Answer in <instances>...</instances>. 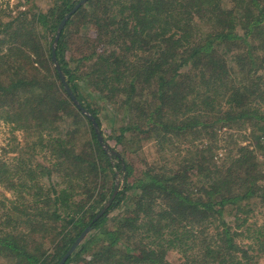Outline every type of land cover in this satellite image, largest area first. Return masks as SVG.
<instances>
[{
    "label": "trees",
    "instance_id": "trees-1",
    "mask_svg": "<svg viewBox=\"0 0 264 264\" xmlns=\"http://www.w3.org/2000/svg\"><path fill=\"white\" fill-rule=\"evenodd\" d=\"M80 1L0 19V73L10 71L0 123L30 147L41 140L40 151L0 159V180L20 169L36 176L22 182L19 200L30 202L15 205L19 218L0 224V254L60 264L87 229L62 264L94 241L85 264H261L264 222L250 220L264 204V0H87L75 9ZM137 51L148 55L135 60ZM90 88L127 107L117 132L104 112L107 133ZM237 122L250 124L256 148L235 144L232 155L227 145L219 164V135ZM180 139L192 142L184 154ZM146 146L153 160L139 158ZM26 154L40 156L35 167ZM243 232L248 243L234 238Z\"/></svg>",
    "mask_w": 264,
    "mask_h": 264
},
{
    "label": "rangeland",
    "instance_id": "rangeland-1",
    "mask_svg": "<svg viewBox=\"0 0 264 264\" xmlns=\"http://www.w3.org/2000/svg\"><path fill=\"white\" fill-rule=\"evenodd\" d=\"M54 5V0H0V19H1V23L2 22H7L9 20H12L19 12L20 9H31L34 11H38V10H42L43 12L48 11L52 6ZM11 30V29H10ZM1 35H4L1 34ZM73 39V41H76L77 39L74 37H71ZM72 41V40H71ZM5 46L0 45V51H2V49ZM72 51V49H71ZM148 53H144V52H140L137 51L136 55L134 57L135 60H139V59H143L145 56H147ZM20 61H22L23 63H25V68L28 69L29 71L30 66H29V60L28 57L24 56L20 58ZM15 63H19V58L18 56L16 57V61ZM1 68V67H0ZM2 69V68H1ZM9 73H4L1 72L0 73V79L1 77H7ZM90 91L93 92L92 94L97 95L98 91L94 88V91L92 88H90ZM101 98L98 99V95L95 96V98H97V100L95 101V107L100 110V116L103 119V125L107 130V133H110V125L108 123V121L106 120L105 116L107 117L110 112L109 117L112 118L111 122L113 123V125H115V131L117 132V129L119 127H121V125L123 124V121L121 119H123V112L125 109H127V107H122L120 103H117L116 105V110H115V104L113 101L111 100H107L104 99V97L102 95H100ZM121 99V98H120ZM116 103V102H115ZM114 108L113 111H116L114 114L112 112V109ZM104 112H107V114H104ZM117 112H121L122 114H117ZM105 115V116H103ZM242 122H237L236 125L231 126V129L229 130V132L224 133V131L227 130V127L225 126L224 128H222L223 130L221 131V135H219V140L217 142V148H214V153H215V157L214 160L217 161V163L219 162L222 163V161L224 160L226 162L227 159H225V153L228 150V146L232 149V155H234L235 153H237V148L235 147V144H241V145H248L251 149L256 148V139L254 138V135L251 134L252 133V128H250L251 126H249L250 124H245L246 128H240ZM231 133V134H230ZM260 133H262L260 131ZM202 139H206V138H202ZM193 142L195 141H200V139H196L193 140ZM19 142H22V145H19ZM33 142V141H32ZM41 143L40 141H37L34 146L31 145L28 146L25 142V139L23 137V133L19 132V131H13V129L11 128L10 124H6L4 122L0 123V159H3L4 161H13L14 159H12L15 155H19V151L20 150H24L26 148H24V146H28L31 151H40V146L39 144ZM110 144L114 145L115 142L114 140H110L109 142ZM145 143V142H144ZM143 143V144H144ZM192 142L190 140H185V139H180V142L178 144V148L182 150H184L185 147H188L189 145H191ZM149 145V147L152 145V142H148L147 146ZM145 147V149L139 150L138 156L141 159H145L147 158V160H153L156 155L157 152L154 148L149 149V147ZM135 147H137L136 145H132L130 148L134 149ZM122 150V152H124L128 158V160L130 162L135 160V156H132V151L135 150H131V149H124L120 148ZM185 150L183 151L184 154ZM24 157L26 159H30V161L28 160L29 164L28 165H33L35 167L34 164L35 163V159L38 160L37 156L36 158H33L32 156L30 157L28 154L24 155ZM48 157L45 159L47 160ZM218 159V160H217ZM16 163V161H14V164ZM20 173L19 174H14L15 172H13V174L11 173H5V174H1L2 175V180H0V224L3 226V229H6L9 225L6 223L11 219V224L13 223V220H17L19 218V214H18V210H17V206H22L21 204H28L29 198L28 200H24L22 199L19 200V197L21 195H24V191L25 188L22 187V182L23 180H27L32 182L34 180L33 177L34 174H31L29 171L24 170V169H20L19 170ZM18 171V172H19ZM36 173V172H34ZM17 181V182H16ZM120 182L123 183V180H121ZM129 202V200H128ZM15 205H17L15 207ZM261 208H258L255 211V216H251V220L250 221H258L260 224L262 222H264V204L261 205ZM128 214V213H127ZM123 214H121V211H115L112 213V215L109 217V219L107 220L105 226L108 227H113L115 225V222L113 221L114 219H117L118 217L122 216ZM253 215V214H251ZM234 216H230L229 213H226V218L227 220H232ZM16 222V221H15ZM5 225V226H4ZM234 229H232L233 231ZM241 232V230L239 231V233ZM234 238L239 241V242H244V243H248V239L246 237L245 232H243V235H234ZM48 241L51 239V236L48 235L46 238ZM48 241H46V243H48ZM91 244V242L89 243V245ZM100 245V242L97 243L96 241H94L92 243V247L91 250L89 248V250L86 251H82L81 255L78 257H74L71 264H85V259H89L90 257V253L93 250L97 249V246ZM180 254L176 253L175 251H170L168 254V259L170 260H174L177 257H179ZM261 264H264V258H260L259 259ZM0 264H10L8 262V260H6V258L3 257L2 254H0Z\"/></svg>",
    "mask_w": 264,
    "mask_h": 264
},
{
    "label": "water",
    "instance_id": "water-1",
    "mask_svg": "<svg viewBox=\"0 0 264 264\" xmlns=\"http://www.w3.org/2000/svg\"><path fill=\"white\" fill-rule=\"evenodd\" d=\"M87 0H81L75 7V9H77L79 6L83 5L86 3ZM74 9V10H75ZM70 14H67L66 17L63 19V21L61 22L60 24V27H59V30H58V33H57V36H56V40H55V44L57 43L60 35H61V31L63 29V26L64 24L66 23L67 19L69 18ZM55 59V58H54ZM56 60V59H55ZM60 74H61V77H62V80L65 84V87L67 89V91L71 94L72 98L74 99V101L78 104L79 108L83 109L85 111V109L82 107V104L81 103H78V101L76 100L75 98V95L73 94L71 88L67 85L66 81H65V78L63 76V72L60 70ZM100 138H101V135H100ZM87 229L82 233L81 237L76 241V243L72 246V248L68 251V253L65 255V257L63 258L62 262L60 264L63 263V261H65V259L67 258V256L69 254H71L73 252V250L75 249V247L77 246L78 242L81 241V239H83V237L85 236V233H86Z\"/></svg>",
    "mask_w": 264,
    "mask_h": 264
}]
</instances>
